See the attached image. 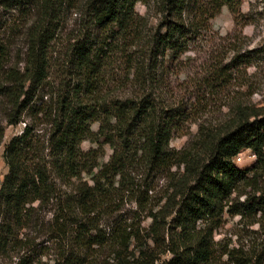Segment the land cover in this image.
Masks as SVG:
<instances>
[{
    "label": "trees",
    "instance_id": "obj_1",
    "mask_svg": "<svg viewBox=\"0 0 264 264\" xmlns=\"http://www.w3.org/2000/svg\"><path fill=\"white\" fill-rule=\"evenodd\" d=\"M147 1L87 0L91 26L106 36L74 41L69 78L50 93L51 46L68 0H0L20 13L36 9L22 70L7 67L11 45L0 37V146L3 120H31L4 150L0 264H216L222 256L232 264H264V238L252 251L238 245L219 251L215 239L226 215L250 225L264 221V191L257 187L264 176V108L238 107L218 131L202 130L194 149H175L171 140L188 121L186 109L163 106L147 92L162 85L155 73L162 60L185 51L192 30L184 0H164L166 21L151 36L149 58L130 68L143 93L111 99L103 91L108 40L136 26V5ZM44 122L51 125L46 137ZM89 139L98 147L85 150ZM105 144L112 153L102 161ZM245 149L256 161L241 169L234 158ZM163 176L170 183L157 199L151 190ZM127 200L148 211V227L116 215Z\"/></svg>",
    "mask_w": 264,
    "mask_h": 264
},
{
    "label": "rangeland",
    "instance_id": "obj_2",
    "mask_svg": "<svg viewBox=\"0 0 264 264\" xmlns=\"http://www.w3.org/2000/svg\"><path fill=\"white\" fill-rule=\"evenodd\" d=\"M186 11L183 14L188 42L185 51L175 59L162 60L156 75L162 81L160 87H151L157 101L163 106H181L186 109L188 121L171 140L175 149H194L202 135L212 129L218 131L236 116L238 107L264 108V14L262 0H184ZM87 0H68L59 13L60 29L51 46V71L47 91L58 92L60 84L68 80L66 71L69 48L75 40L90 35L98 42L106 36L103 29L91 26V15L86 9ZM164 0H148L136 5L137 25L123 36L109 39L111 51L105 62L103 91L111 99L141 95L132 71L139 63L149 58V43L152 35L161 29L165 16L161 13L166 7ZM30 14L24 9L18 12L9 6L0 5V37L11 45L7 67L23 69L28 53L27 28L32 23L36 9ZM171 21L175 19L170 17ZM134 64V70H130ZM103 92V93H104ZM47 95L44 99L47 100ZM50 100V98H49ZM31 121L26 118L25 122ZM25 122L6 126L5 137L0 146V185L8 172L4 158L6 144L25 127ZM40 132L46 137L49 123L40 124ZM94 131L99 123L93 124ZM204 133H201V131ZM85 150L98 147L91 139L83 142ZM112 153L109 144L103 147L102 161H107ZM241 169L251 167L256 156L250 149L243 150L234 158ZM176 170V169H175ZM168 176L156 178L151 190L157 199L167 191ZM264 191V176L257 184ZM249 189V188H248ZM150 192V193H151ZM155 199L152 204H155ZM116 215L148 227L151 219L148 211H140L136 204L127 200ZM104 222L108 218L103 219ZM264 238L262 224L250 225L240 216H225V221L216 232L218 250L228 245L244 246L252 251ZM165 254L161 259L168 258ZM48 258V257H47ZM46 258V259H47ZM216 264H232L227 256L218 258Z\"/></svg>",
    "mask_w": 264,
    "mask_h": 264
}]
</instances>
